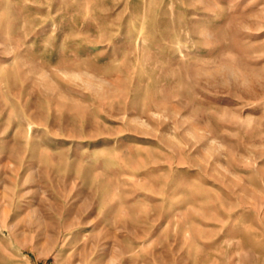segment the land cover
<instances>
[{"label": "rangeland", "instance_id": "1", "mask_svg": "<svg viewBox=\"0 0 264 264\" xmlns=\"http://www.w3.org/2000/svg\"><path fill=\"white\" fill-rule=\"evenodd\" d=\"M0 264H264V0H0Z\"/></svg>", "mask_w": 264, "mask_h": 264}]
</instances>
